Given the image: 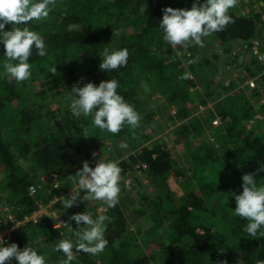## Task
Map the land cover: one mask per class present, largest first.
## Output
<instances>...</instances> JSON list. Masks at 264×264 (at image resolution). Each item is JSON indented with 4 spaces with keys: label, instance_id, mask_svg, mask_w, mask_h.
<instances>
[{
    "label": "trees",
    "instance_id": "1",
    "mask_svg": "<svg viewBox=\"0 0 264 264\" xmlns=\"http://www.w3.org/2000/svg\"><path fill=\"white\" fill-rule=\"evenodd\" d=\"M261 1L237 0L229 10L233 22L203 38L202 48L172 49L158 27L164 8L190 9L195 0H56L45 21L30 22L48 53L39 57L33 50L31 78L17 82L0 60L3 226L11 224L7 213L20 220L38 202L48 204L76 187L80 156L90 167L99 158L118 161L121 192L117 205L104 211L92 200L65 210L58 200L53 209H61L66 225L55 228L48 209L15 230L11 243L32 245L47 264H60L63 254L53 250L55 244L75 242L69 228L78 226L70 217L88 212L93 219L109 217L108 245L96 256L76 253L72 264H264V234L250 237L248 221L231 212L243 175L264 184V62L254 52L264 23L261 13L253 14ZM105 47H126L127 65L101 71ZM189 59L197 62L189 65ZM185 70L190 78L178 79ZM259 74L258 89L240 87ZM108 79L118 80V94L140 114L135 129L125 125L111 134L93 127L90 116L72 115L66 97L73 85ZM189 104L204 105L206 112ZM216 118L220 125L213 126ZM169 136H175L172 143ZM121 142L127 149L117 147Z\"/></svg>",
    "mask_w": 264,
    "mask_h": 264
},
{
    "label": "clouds",
    "instance_id": "2",
    "mask_svg": "<svg viewBox=\"0 0 264 264\" xmlns=\"http://www.w3.org/2000/svg\"><path fill=\"white\" fill-rule=\"evenodd\" d=\"M236 2L237 0H203L200 3L195 0L190 9L164 8L158 25L163 41L172 49L177 46L187 49L193 44L204 47L203 38L224 31L233 22L229 10L235 7ZM55 4L56 0H0V44L4 46V56L0 60L4 61V71L17 82L31 78L32 65L29 61L33 50L39 57L48 54L45 39L31 30L30 22L45 21ZM9 23L13 24L12 29L5 30ZM180 55L182 53L178 51L177 56ZM99 56V68L107 73L127 65L129 50L126 47L115 50L105 47ZM196 62V59H189L187 64ZM190 76L191 73L185 70L178 79H188ZM119 88L116 79L101 81L98 86L93 82L84 83L82 87L74 84L66 97L72 115L85 118L90 116L93 127L111 134L119 133L125 125L135 129L140 124V114L123 95L118 94ZM117 147L127 149L128 145L121 142ZM261 170L264 171V168ZM121 172L122 168L116 160L105 162L99 158L95 167H90L88 161L83 162L82 169L74 175L76 187L71 189V196L57 197L62 209L66 210L77 203L90 200L103 201L107 208H114L119 202L121 192ZM241 187L240 194H232L236 207L231 212L234 216L248 221L244 231L255 238L258 233L264 234V184L257 183L254 174H245L242 176ZM29 191L35 193L36 188L33 186ZM82 191L84 195L81 197ZM56 209L58 207L50 208L53 226L55 223L67 224L62 214L54 218ZM70 219L75 221L78 230L69 228L75 236V242L72 239H61L55 244L53 250L63 254L60 264H72L79 252L96 256L105 250L108 245L105 238L108 216L99 215L93 219L91 213L82 212L73 214ZM81 222L84 223L83 227H79ZM5 244L6 241L0 237V264H10L13 259L16 264H47L45 255L32 245L21 249L14 242L10 246Z\"/></svg>",
    "mask_w": 264,
    "mask_h": 264
},
{
    "label": "built area",
    "instance_id": "3",
    "mask_svg": "<svg viewBox=\"0 0 264 264\" xmlns=\"http://www.w3.org/2000/svg\"><path fill=\"white\" fill-rule=\"evenodd\" d=\"M262 15H261V23L263 22L264 23V12H260ZM254 43H255V47H256V50L254 51L256 55H258L260 57V59L264 62V32L262 34V37L261 38H256L254 40ZM262 47V50H259V47ZM251 79V82L253 83L254 82V79L250 78ZM255 83V82H254ZM253 83V84H254ZM213 123L215 126L219 125L220 124V121L218 118L214 119L213 120ZM33 186H31L30 188H32ZM57 188H59V185H56ZM71 189H75V187H72L68 190V192L66 194H64V196H61V197H67V196H71L72 194V190ZM36 192H37V188H36ZM35 192V193H36ZM35 193H32L30 192V194H35ZM58 201V199H54V200H51L48 204H43L42 202H38L39 203V206L38 208H36L35 210H33L32 212H30L29 214H26L23 216L22 219H17L15 218L13 215L7 213L5 215V217H7V219H10L11 221V224L4 227V223L2 222V220H0V237H2L5 241H6V244L5 246H8L10 243H11V237L14 233L15 230L19 229L22 225L26 224V223H29V222H37L41 217L44 216L45 214V211L52 208L53 205ZM102 205L100 208V210L104 211L106 210V206L101 204ZM9 210V209H8ZM62 224H66V222H63V223H55L54 224V227H59L61 226ZM17 225V226H16Z\"/></svg>",
    "mask_w": 264,
    "mask_h": 264
},
{
    "label": "rangeland",
    "instance_id": "4",
    "mask_svg": "<svg viewBox=\"0 0 264 264\" xmlns=\"http://www.w3.org/2000/svg\"><path fill=\"white\" fill-rule=\"evenodd\" d=\"M262 1L261 0H258V3H261ZM255 9H258L259 11H257V12H254L253 14H257V13H260V12H264V3H262V4H260V6H258V7H256ZM221 58H223V57H221ZM242 75V74H241ZM233 76H236V70H235V72L232 74V77ZM260 77V74L259 75H255V76H252V77H250V78H252V79H254V84L251 82V79L250 78H248L247 80H245L244 81V83H242L241 85H240V87H242V86H246V85H248L249 86V88H251V89H258V81H257V79ZM261 91H260V93L264 96V91H263V89H260ZM156 94V96L157 97H160V95L159 94H157V93H155ZM256 99H254V101H255ZM190 106H191V108L194 110V112H196V113H199V112H206V109H205V106L203 105V106H196V105H191V104H189ZM211 106V102L208 104V106L207 107H210ZM172 112H174V109H172ZM256 117H261V115H257ZM214 126V125H213ZM169 129V128H168ZM175 135V134H174ZM175 136H177V135H175ZM174 136V137H175ZM170 138H171V143H172V141H173V136H169ZM181 144L183 145V143L181 142ZM196 144H198V142H196ZM177 147V146H176ZM109 148H112V147H109ZM86 159L83 157V156H80V163L83 165V162L85 161ZM98 204H100V203H103V201H96ZM55 214H54V218H56V215L57 216H60L61 214H62V211H61V209L60 208H58V209H56V211L54 212Z\"/></svg>",
    "mask_w": 264,
    "mask_h": 264
}]
</instances>
